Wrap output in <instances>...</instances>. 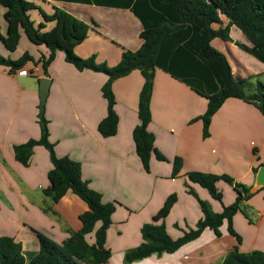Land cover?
<instances>
[{"label": "crops", "instance_id": "1", "mask_svg": "<svg viewBox=\"0 0 264 264\" xmlns=\"http://www.w3.org/2000/svg\"><path fill=\"white\" fill-rule=\"evenodd\" d=\"M29 1L49 15L54 9H61L90 26L88 38L75 49L81 58L96 56L98 63L114 67L120 63L124 51H138L143 44L142 22L130 9L102 6L94 1L90 4L74 0ZM5 12L0 5V30L4 37L8 31ZM30 15L36 25L44 23L38 10ZM228 24L229 19L221 15V23L213 28L219 30ZM53 27V23L46 24L45 31ZM230 36L233 42L215 38L211 44L227 57L236 78L255 87L252 80L264 74V64L236 45L252 46L238 27H231ZM25 54L33 60L20 70L12 73L0 65V237H13L22 244L24 252L40 251L35 231L62 244L71 234L82 230L81 216L89 211L88 205L72 192L58 203L45 194L53 169L45 147L34 148L28 166L16 160L15 146L41 138L40 82L44 78L51 80L44 111L57 156L79 162L83 179L102 194L104 203H117L106 237L105 247L111 252L107 264H126V253L143 243L142 227L153 222L173 194L178 201L165 219L168 234L177 240L184 231L196 228L203 212L198 200L188 193L189 173L229 175L255 191L254 170L259 171L264 165V115L255 105L236 98L226 100L212 119L210 136L204 138L201 117L207 111L208 100L157 69L148 130L155 136L157 150L168 161H159L153 155L151 171L147 173L133 138L140 123L138 107L145 81L140 71L114 82L118 132L105 138L98 127L108 115V104L102 94L108 76L91 70L78 71L61 51L47 75L41 61L49 57L50 50L31 43L24 30L15 52H9L0 43V55L5 58L16 61ZM21 70L30 75H18ZM176 158L182 159L183 166L179 176L173 178ZM189 184L216 213L237 200L234 188L223 181L217 183L223 193L222 202L214 200L200 185ZM247 205L252 220L242 212L233 219L234 229L242 238L239 249L242 253H264V187L257 190ZM101 225L98 223L86 236L89 245L96 244V232ZM220 230L221 237L206 229L199 239L176 253L152 255L131 264H222L238 242L229 233L226 221Z\"/></svg>", "mask_w": 264, "mask_h": 264}, {"label": "trees", "instance_id": "2", "mask_svg": "<svg viewBox=\"0 0 264 264\" xmlns=\"http://www.w3.org/2000/svg\"><path fill=\"white\" fill-rule=\"evenodd\" d=\"M74 1L89 4L94 1L95 4L102 6L130 9L142 22L141 48L135 52L124 51L120 63L114 67L106 63H98L96 56L81 58L76 54L75 49L88 38L90 26L61 9H54L49 15L35 2L29 0H0V5L6 9L5 19L8 23L6 37L0 30V43H3L9 52H15L20 44L21 32L24 30L31 43L37 46L44 45L50 50L49 57L41 61L47 75L48 68L59 51L65 54L66 61L78 71L91 70L107 75L108 81L102 88V94L108 104V115L98 127L100 134L105 138L113 137L118 132L119 117L115 110L114 82L134 71H140L145 81L138 107L140 123L133 132V138L137 155L147 173L151 171L153 155L159 161H168L157 150L155 136L148 130L152 122L151 99L157 69L187 84L199 96L208 100L207 111L201 117L204 123V138L210 136L214 115L230 98L255 105L264 115V84L259 82L257 93L248 94L246 82L234 76L227 57L211 44L215 38L233 42L230 29L236 26L249 39L252 46L241 43L236 45L264 64V0ZM35 10L40 12L44 23L36 25L32 20L30 13ZM221 15L229 19V24L226 28L215 30L213 25L221 23ZM49 23H53L54 27L45 31L46 24ZM32 60L29 54L16 61L0 55V65L9 68L12 73L22 69ZM39 124L40 140H30L15 146L16 160L28 166L34 148L45 147L50 153L53 164V169L49 172L51 184L45 190V194L54 203H58L68 192H72L88 205L89 211L81 216L82 230L71 234L62 244L35 231L41 246L37 253L24 252L22 244L16 242L13 237H0V264H107L111 252L105 247L106 237L112 225V216L116 211L117 203H104L102 194L93 190L83 179L82 165L79 162L57 156L55 145L50 141L49 121L44 110L40 111ZM182 166V159L176 158L173 162V178L179 176ZM254 172L257 174L258 169ZM220 181L233 187L238 196L235 203L224 206L223 212L216 213L208 202L197 196L189 183L200 185L214 200L222 202L223 193L217 187ZM188 182L186 185L188 193L198 200L203 212V218L196 228L184 231V235L177 240L168 234L165 219L178 201L176 194L171 195L154 216L153 222L142 227L143 243L126 253V264L152 255L176 253L186 244L199 239L206 229H211L221 237L220 229L225 221L228 223L229 233L236 238L238 245L227 255L222 264H264L263 252L240 251L242 238L235 231L233 224L234 216L239 212L252 220L250 207L247 205L256 194L252 192V187L236 182L229 175L200 172L189 173ZM98 223L102 225L96 232V244L89 245L86 236L95 230Z\"/></svg>", "mask_w": 264, "mask_h": 264}, {"label": "water", "instance_id": "3", "mask_svg": "<svg viewBox=\"0 0 264 264\" xmlns=\"http://www.w3.org/2000/svg\"><path fill=\"white\" fill-rule=\"evenodd\" d=\"M40 86V99H41V110H44L46 101L50 92L51 80L44 78L41 80ZM264 187V166H262L256 176L255 191L252 188V192L256 193L258 189Z\"/></svg>", "mask_w": 264, "mask_h": 264}, {"label": "rangeland", "instance_id": "4", "mask_svg": "<svg viewBox=\"0 0 264 264\" xmlns=\"http://www.w3.org/2000/svg\"><path fill=\"white\" fill-rule=\"evenodd\" d=\"M72 15V14H71ZM37 81V80H36ZM252 82L255 83V87L251 86L248 84V86L246 85V92L248 94H254V93H257V89H256V85L257 83H262L264 84V74L260 75V76H257L255 77V79L252 80Z\"/></svg>", "mask_w": 264, "mask_h": 264}, {"label": "built area", "instance_id": "5", "mask_svg": "<svg viewBox=\"0 0 264 264\" xmlns=\"http://www.w3.org/2000/svg\"><path fill=\"white\" fill-rule=\"evenodd\" d=\"M18 75H20V76H29L30 73H29L27 70H21V71L18 73Z\"/></svg>", "mask_w": 264, "mask_h": 264}]
</instances>
